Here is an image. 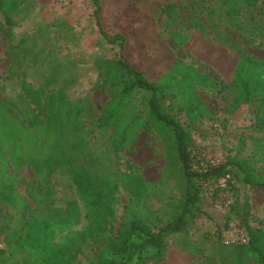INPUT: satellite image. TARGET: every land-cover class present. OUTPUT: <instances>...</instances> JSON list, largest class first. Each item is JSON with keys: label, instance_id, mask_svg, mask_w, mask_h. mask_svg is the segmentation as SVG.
Instances as JSON below:
<instances>
[{"label": "trees", "instance_id": "trees-1", "mask_svg": "<svg viewBox=\"0 0 264 264\" xmlns=\"http://www.w3.org/2000/svg\"><path fill=\"white\" fill-rule=\"evenodd\" d=\"M89 1L99 34L107 44L118 47L116 60L99 59L95 63L99 79L108 85L109 99L98 116L90 106L72 102L59 93L50 96L36 114L30 109L23 113L27 125L14 115L0 118V264H80L82 249L90 241L102 242V246L88 264L159 263L167 255V237L184 234V250L185 246L192 248L186 240L187 231L197 216L208 217L201 206L207 194L214 202L222 201V195L228 194L231 202L225 222L237 221L247 239L245 243L225 246L229 252L225 263L264 264V224L251 226V197L248 193L238 197L236 189H264V175L246 156H227L218 165L203 162L190 135L205 112L195 94L197 87L228 91L229 114L255 101H264V59L247 54L227 40L222 43L209 38L198 13L200 6L212 3L251 6L252 1L153 0L177 47L183 49L192 41L199 50L206 42L216 44L210 58L222 72L219 81L180 59L173 60L156 80H149L144 71L125 58L126 35L103 28L102 0ZM21 3L22 0H0V14L7 28L12 27V16ZM184 9L187 13H181ZM225 15H231L230 6H226ZM150 23L155 25V20ZM197 35L200 38H195ZM4 36L8 37L6 33ZM230 54L233 59L226 61ZM167 100L184 102L180 110L183 122L170 113ZM92 116L94 128L111 132L106 136L107 148L100 152L93 148L90 133L84 130ZM256 123L264 128V115L256 117ZM140 129L150 130L159 138L166 169L174 174L178 186L176 201L163 207L150 206L154 188L133 167L121 171L111 160V155L134 143ZM23 167L31 169L39 182L60 170L75 197L62 207L46 202L44 210L29 208L13 181V174L17 175ZM226 176L229 178L222 184ZM121 191L128 204L121 228L114 234L112 224ZM4 209L7 212L3 214ZM84 219L87 223L78 229Z\"/></svg>", "mask_w": 264, "mask_h": 264}, {"label": "rangeland", "instance_id": "rangeland-1", "mask_svg": "<svg viewBox=\"0 0 264 264\" xmlns=\"http://www.w3.org/2000/svg\"><path fill=\"white\" fill-rule=\"evenodd\" d=\"M251 1V6L237 2L227 4L231 7V15H225L226 6L220 3L200 6L199 21L209 38L222 43L227 40L228 44L247 54L264 59V0ZM102 3L103 28H113L126 35L125 58L144 71L149 80H156L175 59L213 81L220 80L222 72L210 58L217 49L216 44L206 42L201 50L193 41L183 49L177 47L164 27L165 18L160 7L153 0H102ZM93 11L89 0H22L12 16L11 28L6 27L0 14V118L4 114L14 115L27 125L23 113L30 109L36 114L50 96L59 93L72 102L80 101L90 106L96 116L101 114L109 92L108 85L98 77L95 63L99 59L116 60L119 52L116 45L107 44L99 34ZM181 13L187 11L184 9ZM152 19L155 25L150 23ZM230 55L226 61L233 59V54ZM195 94L205 109L202 119L190 130L198 157L205 163L218 165L227 156H246L264 175V128L256 123V117L264 115V101H255L229 114L227 108L231 97L228 91L197 87ZM183 104V101H166L170 113L181 122L184 121V115L180 114ZM94 127L95 116H92L84 130L90 133L93 148L100 152L107 148L106 136L111 132ZM111 160L121 171L133 167L154 188L151 207H163L176 201L179 191L174 174L167 171L164 147L150 130L140 129L134 143L121 153L111 155ZM13 176L16 191L31 209L44 210L46 202L62 207L65 201L75 197L60 170L44 182H39L33 171L25 167ZM236 189L238 197L244 193L251 197V226L262 227L264 189ZM221 200L214 202L208 194L203 196L201 206L208 217L197 216L188 228L186 240L192 248L185 246L184 250V234L167 237L166 258L149 264H228L225 263L229 254L225 242L247 239L237 221L225 222L226 209L231 202L228 194L222 195ZM127 204L128 198L121 191L112 224L114 234L121 228ZM6 212L7 209L2 211L3 214ZM86 223L84 219L78 229ZM0 235L3 236L1 229ZM101 246L102 242H87L80 264H88Z\"/></svg>", "mask_w": 264, "mask_h": 264}, {"label": "built area", "instance_id": "built-area-1", "mask_svg": "<svg viewBox=\"0 0 264 264\" xmlns=\"http://www.w3.org/2000/svg\"><path fill=\"white\" fill-rule=\"evenodd\" d=\"M229 177L228 176H226L223 180H221V183L223 184L224 182H225V180H227ZM246 241L243 239V238H241V242H237V243H245ZM226 244H232V243H229L228 241H226L225 242ZM3 247V245L0 243V249Z\"/></svg>", "mask_w": 264, "mask_h": 264}]
</instances>
